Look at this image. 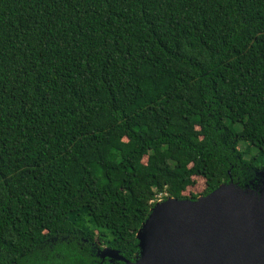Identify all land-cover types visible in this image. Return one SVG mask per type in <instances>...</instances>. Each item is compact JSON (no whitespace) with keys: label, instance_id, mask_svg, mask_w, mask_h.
I'll return each mask as SVG.
<instances>
[{"label":"trees","instance_id":"obj_1","mask_svg":"<svg viewBox=\"0 0 264 264\" xmlns=\"http://www.w3.org/2000/svg\"><path fill=\"white\" fill-rule=\"evenodd\" d=\"M259 171L264 0H0V264H123Z\"/></svg>","mask_w":264,"mask_h":264},{"label":"water","instance_id":"obj_2","mask_svg":"<svg viewBox=\"0 0 264 264\" xmlns=\"http://www.w3.org/2000/svg\"><path fill=\"white\" fill-rule=\"evenodd\" d=\"M257 175L255 184L223 183L194 200L154 203L136 233L135 259L108 247L101 257L124 264H264V171Z\"/></svg>","mask_w":264,"mask_h":264},{"label":"rangeland","instance_id":"obj_3","mask_svg":"<svg viewBox=\"0 0 264 264\" xmlns=\"http://www.w3.org/2000/svg\"><path fill=\"white\" fill-rule=\"evenodd\" d=\"M239 148H240V149H244V148H245V145L240 144V145H239ZM196 188H197V187H196ZM161 197H162V196H157V200H155L154 203H156V202H158V201H160V200H164V199L161 198ZM104 248H105V247H102V248H101V251L104 250Z\"/></svg>","mask_w":264,"mask_h":264},{"label":"flooded vegetation","instance_id":"obj_4","mask_svg":"<svg viewBox=\"0 0 264 264\" xmlns=\"http://www.w3.org/2000/svg\"><path fill=\"white\" fill-rule=\"evenodd\" d=\"M135 257H136V254H135V256H134V259H135ZM134 259H133V260H134ZM126 260H127V259H126ZM133 260H130V261H133ZM123 264H124V261H123Z\"/></svg>","mask_w":264,"mask_h":264},{"label":"built area","instance_id":"obj_5","mask_svg":"<svg viewBox=\"0 0 264 264\" xmlns=\"http://www.w3.org/2000/svg\"><path fill=\"white\" fill-rule=\"evenodd\" d=\"M156 200H157V198H156Z\"/></svg>","mask_w":264,"mask_h":264}]
</instances>
